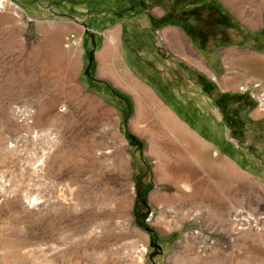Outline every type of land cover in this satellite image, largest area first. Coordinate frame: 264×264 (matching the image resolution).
<instances>
[{
    "label": "rangeland",
    "instance_id": "1",
    "mask_svg": "<svg viewBox=\"0 0 264 264\" xmlns=\"http://www.w3.org/2000/svg\"><path fill=\"white\" fill-rule=\"evenodd\" d=\"M262 21L264 0H0V264H264V91L250 125H178L120 113L144 92L95 72L105 47L118 69L174 57L152 48L160 27L208 52ZM194 138L209 156L183 151ZM189 191L208 199L183 208Z\"/></svg>",
    "mask_w": 264,
    "mask_h": 264
},
{
    "label": "crops",
    "instance_id": "2",
    "mask_svg": "<svg viewBox=\"0 0 264 264\" xmlns=\"http://www.w3.org/2000/svg\"><path fill=\"white\" fill-rule=\"evenodd\" d=\"M228 10L242 25L249 27V19L235 14L230 8ZM261 27L257 30L248 28L242 33L230 32V37L224 43H208V52H203L204 48L178 25L160 27L155 30L159 41L152 48H158L164 51L163 54L168 53L174 57L152 58L148 61L149 65L144 67L137 60L135 64H131V69L122 59L124 67L118 69L114 55L109 58L105 47L98 57L100 63L96 65L95 72L120 91L139 89L144 92V101L137 99V94L132 95L136 98L129 97L128 104L124 102L118 108L120 113H165L173 117L187 115L185 119H176L175 124L178 125H199L198 116L201 114L207 115L212 119V124H215L217 120L220 122L222 115L224 125H244L245 122L250 125L257 118L252 115L258 102L255 94L264 91V38L256 35L261 32L264 34V21ZM110 41L113 43L116 39L107 35L106 44ZM171 72L181 73L180 77L171 75ZM127 73L135 75L132 86L125 81ZM137 74L145 77H138ZM221 108L224 109L223 112ZM128 125L138 123L129 120ZM194 140L195 143L191 139H180L183 151L188 154L194 151L198 158L201 152L209 156L208 145L200 143L199 138ZM222 162L216 158L209 163L222 168ZM157 167L159 169L160 165ZM188 169H191V165L184 158L183 170ZM165 176L169 177L168 174ZM204 199H208L206 194L201 201ZM179 200L185 208L188 202L183 198Z\"/></svg>",
    "mask_w": 264,
    "mask_h": 264
},
{
    "label": "bare ground",
    "instance_id": "3",
    "mask_svg": "<svg viewBox=\"0 0 264 264\" xmlns=\"http://www.w3.org/2000/svg\"><path fill=\"white\" fill-rule=\"evenodd\" d=\"M189 187H186V190H189L188 189ZM199 195V194H198ZM197 194H196V192H186V194L185 195H183V196H180L179 198L181 199V198H183V200L184 201H187L188 202V204H192V206H194L195 205V203H197L198 201H197V199L199 198V200H200V202H201V199L204 197V195L201 197V196H198ZM179 198H178V200H179ZM250 220H252V219H250V218H247L246 219V222L247 223H249L250 222ZM253 221L254 222H256V220L255 219H253ZM196 233H198V232H195V234ZM202 238V237H201ZM205 238V237H204ZM250 246V245H249ZM185 249H186V252H189V250H191L193 247L191 246V245H188V246H183ZM196 247V246H195ZM201 247H203V246H201ZM193 250H195V249H193ZM180 253V252H179ZM194 253L195 254H197V257L198 258H202L199 254L200 253H197L196 251H194ZM185 257L186 256H184L181 260L179 259V258H176L175 256L173 257V258H171L170 259V264H187V262H186V260H185ZM227 258V257H226ZM193 260V258L192 259H190L189 258V261H192ZM143 255L139 258V264H143ZM210 264H221V263H219V260L217 261V260H212V261H210ZM243 264V263H242Z\"/></svg>",
    "mask_w": 264,
    "mask_h": 264
},
{
    "label": "flooded vegetation",
    "instance_id": "4",
    "mask_svg": "<svg viewBox=\"0 0 264 264\" xmlns=\"http://www.w3.org/2000/svg\"><path fill=\"white\" fill-rule=\"evenodd\" d=\"M153 244L157 249L159 248V245L155 241L153 242Z\"/></svg>",
    "mask_w": 264,
    "mask_h": 264
},
{
    "label": "water",
    "instance_id": "5",
    "mask_svg": "<svg viewBox=\"0 0 264 264\" xmlns=\"http://www.w3.org/2000/svg\"><path fill=\"white\" fill-rule=\"evenodd\" d=\"M90 61V60H89Z\"/></svg>",
    "mask_w": 264,
    "mask_h": 264
}]
</instances>
